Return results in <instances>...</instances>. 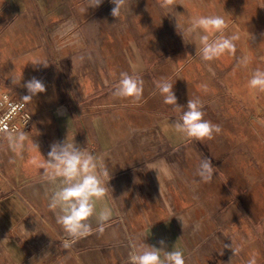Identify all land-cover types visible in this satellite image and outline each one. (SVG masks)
<instances>
[{
  "label": "crops",
  "instance_id": "obj_1",
  "mask_svg": "<svg viewBox=\"0 0 264 264\" xmlns=\"http://www.w3.org/2000/svg\"><path fill=\"white\" fill-rule=\"evenodd\" d=\"M79 2L88 7V0H0V90L22 102L31 120L22 147L0 139V264H129L133 240L157 248L163 240L166 251L184 252L186 264H248L242 251L225 248L232 243L226 220L246 208L221 167L215 139L166 132L182 110L165 116L101 103L120 76L94 64L95 21ZM37 59L49 65H33ZM20 77L21 86L12 83ZM33 77L46 91L30 100L22 85ZM65 139L101 156L112 176L96 203L97 213L107 206L112 216L102 230L91 218L90 234L75 239L49 208L58 182L43 179L38 167L50 146ZM205 157L216 167L210 183L195 174ZM160 161L172 178L161 176L159 185L147 166Z\"/></svg>",
  "mask_w": 264,
  "mask_h": 264
},
{
  "label": "rangeland",
  "instance_id": "obj_2",
  "mask_svg": "<svg viewBox=\"0 0 264 264\" xmlns=\"http://www.w3.org/2000/svg\"><path fill=\"white\" fill-rule=\"evenodd\" d=\"M78 5L87 8L82 2ZM113 7L104 0L86 12L95 21L94 64L102 65L111 78L123 72L138 74L144 88L139 101L116 98L109 91L101 95V103L165 116L180 112L158 93L155 83L162 78L174 84L178 105L186 107L189 99H199L203 118L221 129L213 135L217 156L246 208L231 215L224 229L246 262L255 258L256 264H264V92L247 86L252 71L264 70V0H175L168 9L158 0H127L118 18L111 15ZM174 11L182 14L177 17L182 32L190 17L224 16L226 34L239 37L235 54L202 61L191 43L198 37L184 32V42ZM245 56L250 62L242 67ZM97 70L95 88L100 84Z\"/></svg>",
  "mask_w": 264,
  "mask_h": 264
},
{
  "label": "clouds",
  "instance_id": "obj_3",
  "mask_svg": "<svg viewBox=\"0 0 264 264\" xmlns=\"http://www.w3.org/2000/svg\"><path fill=\"white\" fill-rule=\"evenodd\" d=\"M103 2L104 0H88V7L82 8L81 12L86 13L89 8H98ZM110 2L114 5L111 15L118 18L127 0H110ZM158 2L165 9L175 4V0H158ZM181 15L177 12L173 15L176 19L177 32L183 40L184 32L195 34L198 37V40L191 43L195 44L196 55L202 61L211 62L225 54H235V42L239 37L236 34H226L225 29L228 25L224 16L190 17L186 22L187 27L182 32L179 30L180 26L177 22V17ZM249 62V57L245 56L240 60V66L247 67ZM32 64L44 67L49 65L46 61L39 59ZM22 78L14 79L12 83L21 86ZM173 86L174 84L166 78L155 83L164 103L173 106L174 109L182 110L179 119L165 124L164 130L166 132L171 130L174 134L186 139L200 141L212 139L214 133L221 131L220 127L203 118L204 113L201 110L202 104L199 99H189L186 107L178 105ZM247 86L254 91L264 92V70L252 71ZM22 87L27 89L29 95L26 98L30 100L37 94L46 91L45 84L35 77L26 81ZM143 88V79L138 74L123 72L114 87L113 95L116 98H131L133 101H139L143 94ZM5 135L14 148L22 147L23 142L28 139L25 131H16L15 129ZM38 167L43 170V179L52 183L58 182L56 190L51 195L49 208L54 211L58 210L57 222L62 225L69 237L75 239L90 234L92 231V225L89 223L91 218L96 219L97 226L102 230L103 222L109 220L113 211L107 206L98 213L96 211V203L107 195L109 181L112 178L101 156L82 150L77 147L76 143H69L65 139L63 142H55L50 146L47 159L43 157ZM147 169L156 171L159 185L161 176L172 178L170 166L164 161L149 165ZM214 173H216V167L213 166L211 159L205 157L197 166L195 174L201 182L210 183ZM178 220L183 225L182 220L179 218ZM159 243L161 247L157 248L144 242L131 241L128 255L129 264H186L182 250L174 246L173 250L169 252L165 250L163 240ZM63 246L65 249L70 248L71 241L64 240ZM229 247L233 255L241 251L239 246L233 248L232 243L231 245L225 244V248ZM248 264H256L255 258L250 259Z\"/></svg>",
  "mask_w": 264,
  "mask_h": 264
},
{
  "label": "built area",
  "instance_id": "obj_4",
  "mask_svg": "<svg viewBox=\"0 0 264 264\" xmlns=\"http://www.w3.org/2000/svg\"><path fill=\"white\" fill-rule=\"evenodd\" d=\"M30 125L24 104L0 90V139L13 129L26 132Z\"/></svg>",
  "mask_w": 264,
  "mask_h": 264
}]
</instances>
